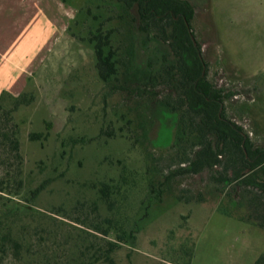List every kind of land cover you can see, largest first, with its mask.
Returning a JSON list of instances; mask_svg holds the SVG:
<instances>
[{
    "label": "rangeland",
    "instance_id": "374dc122",
    "mask_svg": "<svg viewBox=\"0 0 264 264\" xmlns=\"http://www.w3.org/2000/svg\"><path fill=\"white\" fill-rule=\"evenodd\" d=\"M189 1L208 78L229 94L226 116L264 147V0ZM113 5L0 0V94L33 98L14 114L23 159L14 199L24 212L23 236L35 245V264H83L80 250L93 257L104 246L90 228L114 213L99 187L121 176L128 183L114 212L139 232L134 245L112 254L115 264H255L264 254V195L226 185L221 166L176 173L188 163L179 160L175 122L159 105L165 89H157L159 97L142 93L131 76L141 63L159 67L168 48L144 45L145 34L125 31ZM104 22L116 29L113 44L122 46L126 62L133 39L139 42L133 61L109 83L99 76L89 40ZM128 76L131 92L119 88ZM34 133L43 136L32 140ZM15 169L0 150V179Z\"/></svg>",
    "mask_w": 264,
    "mask_h": 264
},
{
    "label": "trees",
    "instance_id": "16d2710c",
    "mask_svg": "<svg viewBox=\"0 0 264 264\" xmlns=\"http://www.w3.org/2000/svg\"><path fill=\"white\" fill-rule=\"evenodd\" d=\"M68 3L69 0H62ZM107 2V0H104ZM113 12L118 9L122 28L134 35V32L145 34L144 45L154 43L164 44L168 48L163 63L159 67L136 68L131 74L132 81L137 83V90L159 97L160 86L165 89V97L160 104L165 108V114L175 122L176 133L173 148L179 160L188 163L176 173H200L204 169L223 168L220 180L226 185L237 184V189L246 187L264 195V147L257 146L244 131L243 127L229 119L225 113L224 103L229 96L222 88L217 87L208 78L207 62L205 61L200 43L195 40L192 21L195 7L189 0H111ZM108 5H110L108 3ZM110 9V8H109ZM101 23L96 30L90 31L89 40L94 44L96 67L102 81L109 83L119 79L120 70L132 62L135 48L139 44L133 39L125 61L124 54H119L120 48L113 44L112 35L116 29H106ZM118 30V29H117ZM191 34L194 35V40ZM132 35V36H133ZM125 75V72L123 73ZM141 77L144 81L141 80ZM128 76L119 88L131 92ZM134 79V80H133ZM128 94V93H127ZM10 102H8V99ZM33 98L23 93L14 96L8 92L0 94V150H3L7 161H15L14 175L0 179V264H35L32 251L35 246L23 236L19 227L21 214L24 213L21 204L15 197L21 194L22 179L18 169L22 163L20 128L15 120V112ZM166 117V116H165ZM108 135H113L108 132ZM43 134H32L31 139H40ZM231 171V175H229ZM6 174L10 172L6 171ZM121 181L111 179L99 187L100 198L107 204L114 215L91 226L96 233L101 234L104 246L96 248L92 256L81 252L83 264H115L112 254L124 243L135 244L138 229H128L125 222H120L114 212L117 206V195L122 193L126 176ZM252 190V191H253ZM39 190L34 192L37 195ZM27 202L30 199L26 200ZM19 204V205H18ZM236 204V198L233 202ZM26 207V206H23ZM27 211L32 210L26 207ZM27 213V212H26ZM70 216V215H69ZM72 217V216H70ZM79 224H86L84 219L73 218ZM97 235V234H95ZM33 236L30 237L32 239ZM90 248L87 247V250ZM25 264V263H24ZM255 264H264L262 254Z\"/></svg>",
    "mask_w": 264,
    "mask_h": 264
},
{
    "label": "water",
    "instance_id": "95a60500",
    "mask_svg": "<svg viewBox=\"0 0 264 264\" xmlns=\"http://www.w3.org/2000/svg\"><path fill=\"white\" fill-rule=\"evenodd\" d=\"M191 36H192V39L194 40V35H193V34H191Z\"/></svg>",
    "mask_w": 264,
    "mask_h": 264
}]
</instances>
